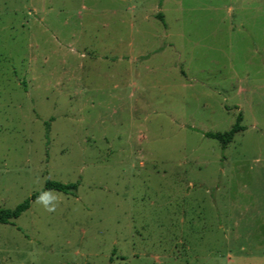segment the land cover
Masks as SVG:
<instances>
[{"label": "rangeland", "instance_id": "374dc122", "mask_svg": "<svg viewBox=\"0 0 264 264\" xmlns=\"http://www.w3.org/2000/svg\"><path fill=\"white\" fill-rule=\"evenodd\" d=\"M41 190L0 264H264V0H0V208Z\"/></svg>", "mask_w": 264, "mask_h": 264}, {"label": "trees", "instance_id": "16d2710c", "mask_svg": "<svg viewBox=\"0 0 264 264\" xmlns=\"http://www.w3.org/2000/svg\"><path fill=\"white\" fill-rule=\"evenodd\" d=\"M157 16L161 20H164V15L162 12H159ZM242 120L243 115L242 113H240L238 115L237 121L229 130L224 132H207L206 136L219 140L223 147H226L234 139L235 135L244 129V126L241 124ZM45 189L57 190L67 194H74L78 189V183H63L56 180H47ZM43 192L44 190H41L32 194L30 198L18 204L15 208H0V222L10 223L12 220L18 218L24 211H26L30 207L31 201L40 198Z\"/></svg>", "mask_w": 264, "mask_h": 264}]
</instances>
